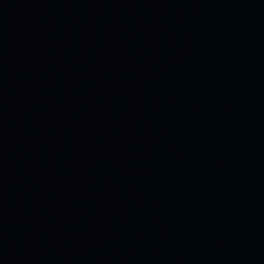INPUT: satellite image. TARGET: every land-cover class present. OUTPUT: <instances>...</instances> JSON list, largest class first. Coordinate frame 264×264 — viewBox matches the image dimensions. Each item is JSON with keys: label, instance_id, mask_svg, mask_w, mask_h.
Instances as JSON below:
<instances>
[{"label": "water", "instance_id": "1", "mask_svg": "<svg viewBox=\"0 0 264 264\" xmlns=\"http://www.w3.org/2000/svg\"><path fill=\"white\" fill-rule=\"evenodd\" d=\"M0 264H264V0H0Z\"/></svg>", "mask_w": 264, "mask_h": 264}]
</instances>
